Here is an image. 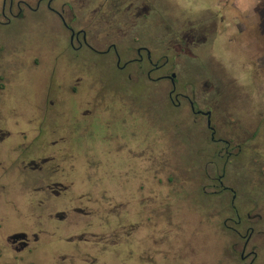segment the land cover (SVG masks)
Here are the masks:
<instances>
[{"label": "rangeland", "instance_id": "rangeland-1", "mask_svg": "<svg viewBox=\"0 0 264 264\" xmlns=\"http://www.w3.org/2000/svg\"><path fill=\"white\" fill-rule=\"evenodd\" d=\"M94 1L76 9L75 29L88 19L90 27L111 29L100 0ZM225 1L150 0L134 30L154 59L168 58L153 78L173 71L181 91L196 74L203 90L219 69L210 63L202 69L180 52L166 26L173 29L186 16L203 18L218 6L221 14L258 19L257 47L236 46L240 38L226 26L215 40L219 47L194 50L203 60L214 54L226 66L225 91L214 90L207 99L213 100L216 137L231 140L228 158L224 144L209 139L205 120L170 102L169 80L138 72L136 81V63L117 68L114 53L71 48L69 32L43 7L0 24L1 240L19 231L31 239L38 232L39 242H48L36 253L42 264L62 255L57 264H145L143 246L151 248L148 264H264V0H235L238 10L223 7ZM110 9L104 4L112 18ZM226 34L234 40L223 49ZM115 41L122 65L135 52H122L126 42ZM143 146L149 149L141 152ZM30 161L41 168L27 166ZM222 173V185L233 192L219 185ZM55 182L66 188L58 195L38 189ZM56 211L66 218L47 217ZM143 221L149 231L137 243ZM43 222L49 226L40 231ZM82 232L87 240L78 238ZM247 238V258L241 259Z\"/></svg>", "mask_w": 264, "mask_h": 264}, {"label": "flooded vegetation", "instance_id": "flooded-vegetation-1", "mask_svg": "<svg viewBox=\"0 0 264 264\" xmlns=\"http://www.w3.org/2000/svg\"><path fill=\"white\" fill-rule=\"evenodd\" d=\"M227 0L225 4L223 2V7L228 5L233 10H238L237 5L235 4V0H231L229 3ZM95 2L94 0H0V24L8 23L12 18H18L25 15L24 10H29L31 12L39 10L43 7L45 10L53 14L60 20L62 26L69 32V46L73 49L87 48L93 52L106 54V53H114L115 57L113 58V62L115 63L117 68H123L128 64H137V75L136 81L140 80V74L145 75L148 80H162L167 79L171 84V89L168 91L167 96L172 104L177 107H188L190 112L194 114V116L199 117V120H205V127L209 131V139L216 143L224 144V152L226 153V157L228 158L231 155V151H229L230 139L219 136L216 137V126L212 123V109L210 107L209 101V93L214 92L216 90L218 93L222 94L225 91L228 85L227 74L224 71L226 66L224 62L220 61L218 58H215L214 54H209L206 57L207 62H203V60L196 53L197 48H201L203 46H211L212 48L219 47V42L215 41L218 37L227 32L226 26H231L233 33L239 36L240 40L235 43V45L242 44L247 47L250 42H254L255 46H259L261 43L260 39V31H259V23H257L258 19L254 20L249 19V15L241 17L240 14L234 13L231 15L221 14L220 7L218 6L215 12H211L207 16L196 18L192 20L190 18L182 17L179 20V25L174 26L175 28L170 29L168 25L166 29L171 32L173 38L170 40V43H174L177 48H179L180 52H184L186 55L190 56V59H195L200 61L202 69L204 66L208 64L213 67L218 68L217 72H213V76H209L204 80L205 89L200 90L199 83L202 79V76H198L195 74L193 77L195 82H184L181 87V91H176V73L170 72V74H163L153 78L151 73L154 70L162 68L167 62L168 58L166 55L161 54L159 58L154 59L152 54V49L150 46L145 44H139L138 32H135V27L138 26V21L140 18L145 19L148 15V11L150 9L149 2L150 0H100L98 9L101 12V16L104 17L108 26L111 29L97 28L96 26L90 27L91 20H85L80 27L75 29L74 25L78 21V17L76 14V9L81 10L88 4ZM35 3L33 7L32 4ZM111 4L112 13L110 16L112 18L107 17V11L104 10V4ZM119 7V8H118ZM121 7V9H120ZM230 9V8H229ZM97 10V9H95ZM119 12V13H118ZM228 16V17H227ZM101 17V18H102ZM5 19L6 21H3ZM142 19V20H143ZM103 20V18H102ZM103 20V21H104ZM80 22V21H79ZM254 33V35H252ZM234 34V36H235ZM225 44L223 42L222 47L225 48L226 45L233 42L234 38L231 34H226ZM121 38L122 41H125L126 44L122 52L130 53L135 52V56H131L127 58L122 65L121 63V51L118 50L117 43L115 39ZM253 39V41H252ZM138 43L137 46L134 44ZM220 43V44H221ZM228 43V44H227ZM105 47V48H104ZM219 57V56H218ZM160 59H164L160 62ZM258 59L260 56H255L254 64L255 66L258 64ZM203 60V61H202ZM204 63L205 65H202ZM257 63V64H256ZM176 65H183L182 61L176 62ZM146 66H149L146 69ZM172 74H174L172 76ZM216 78V82L218 86H212L211 80ZM230 82V80H229ZM188 91V92H187ZM226 94V93H225ZM208 95V99H207ZM225 113L224 115H226ZM238 136V135H237ZM216 146V145H215ZM238 146V150H240V146ZM144 149H149V146L142 148L141 152H144ZM222 147H219L217 152L214 153L220 154ZM45 160L42 159L41 163ZM27 166H30L33 169H40V164L30 161ZM223 173L217 176V180L222 189H229L233 192V190L227 186L222 185L221 177ZM46 187H38L39 190L47 189L49 192L58 195L61 190H65V186L60 182H55L53 184H47ZM56 187V188H55ZM40 203L37 202V205L42 204L43 201L39 200ZM75 211L80 212L83 215H88L90 211H85L82 208L75 209ZM53 215V216H52ZM67 214L64 211H56L54 214L49 213L47 217L53 218L56 217L59 220L65 219ZM234 222L240 223V217L237 216V219ZM146 231L142 234L141 238L135 239V242L141 243L145 239L146 232L148 233L149 227L145 226V221L142 222ZM49 226L48 223L39 224L40 231H44ZM140 224L133 225L132 228H138ZM238 234L239 232L233 228ZM23 232V231H19ZM17 233V232H14ZM12 233V234H14ZM26 234V232H24ZM86 232H82L79 235L80 240H87L85 237ZM9 234L3 240L0 239V264H42V256H37V252L40 251L39 247H46L48 242L42 244L40 241V237L38 236V232H33L32 237L26 234L25 239L22 241L20 239L14 240ZM127 235L130 232L126 233ZM70 241V240H69ZM248 242V238L245 241L243 248L240 252V258L246 259L247 257L243 254L245 246ZM115 242H111L114 244ZM13 250L8 253L3 252V250ZM150 247L143 246L139 249V255L144 257L150 256ZM73 256V255H72ZM255 254L250 259V262L254 260ZM65 256L62 255L59 259L56 260H64ZM56 260L54 264H57ZM72 260V259H71ZM24 262V263H23ZM91 262H94L92 260ZM60 264V263H59ZM257 264V263H252Z\"/></svg>", "mask_w": 264, "mask_h": 264}, {"label": "water", "instance_id": "water-1", "mask_svg": "<svg viewBox=\"0 0 264 264\" xmlns=\"http://www.w3.org/2000/svg\"><path fill=\"white\" fill-rule=\"evenodd\" d=\"M173 75L174 74H172V76ZM10 237L14 240L20 239L23 241L26 237V234L24 232H17V233L12 234Z\"/></svg>", "mask_w": 264, "mask_h": 264}, {"label": "crops", "instance_id": "crops-1", "mask_svg": "<svg viewBox=\"0 0 264 264\" xmlns=\"http://www.w3.org/2000/svg\"><path fill=\"white\" fill-rule=\"evenodd\" d=\"M145 226H146V225H145ZM139 227H140V226H139ZM139 227H138V228H139ZM143 229L145 230L144 226H143ZM145 231H146V230H145ZM145 231H143L142 234H143ZM142 234H139L137 237H135V239H137V238H141V237H142ZM139 256H140V255H139ZM149 257H150V256H149ZM149 257H144V258H143L142 256H140L139 258H141L142 260H144V263H145V264H148V263H149L148 261L150 260Z\"/></svg>", "mask_w": 264, "mask_h": 264}]
</instances>
